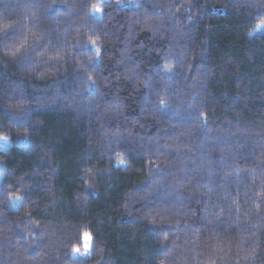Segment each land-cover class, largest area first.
<instances>
[{"label":"trees","instance_id":"1","mask_svg":"<svg viewBox=\"0 0 264 264\" xmlns=\"http://www.w3.org/2000/svg\"><path fill=\"white\" fill-rule=\"evenodd\" d=\"M3 19L0 264H264V0Z\"/></svg>","mask_w":264,"mask_h":264},{"label":"rangeland","instance_id":"2","mask_svg":"<svg viewBox=\"0 0 264 264\" xmlns=\"http://www.w3.org/2000/svg\"><path fill=\"white\" fill-rule=\"evenodd\" d=\"M91 252V238L90 235H86L84 239V247L78 248L74 251L75 256L88 255Z\"/></svg>","mask_w":264,"mask_h":264},{"label":"clouds","instance_id":"3","mask_svg":"<svg viewBox=\"0 0 264 264\" xmlns=\"http://www.w3.org/2000/svg\"><path fill=\"white\" fill-rule=\"evenodd\" d=\"M13 21L10 20V19H3V20H0V25H2V27H0V33H2L4 30H9L11 29V27L13 26ZM26 41V40H25ZM23 41V42H25ZM27 42V41H26ZM11 51V50H9ZM15 51H19L18 48H16Z\"/></svg>","mask_w":264,"mask_h":264},{"label":"snow or ice","instance_id":"4","mask_svg":"<svg viewBox=\"0 0 264 264\" xmlns=\"http://www.w3.org/2000/svg\"><path fill=\"white\" fill-rule=\"evenodd\" d=\"M0 27H2V25H0ZM8 32V30H4L3 31V33H7ZM24 43H26V41L25 42H22L21 44H20V46L19 47H23L24 46ZM19 47H18V50H19ZM15 53H13V55H14Z\"/></svg>","mask_w":264,"mask_h":264}]
</instances>
